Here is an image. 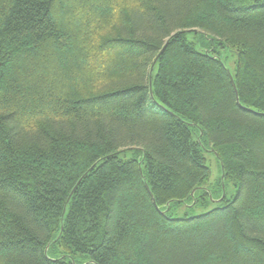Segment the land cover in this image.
Returning a JSON list of instances; mask_svg holds the SVG:
<instances>
[{"label":"trees","instance_id":"trees-1","mask_svg":"<svg viewBox=\"0 0 264 264\" xmlns=\"http://www.w3.org/2000/svg\"><path fill=\"white\" fill-rule=\"evenodd\" d=\"M0 264H264V0H0Z\"/></svg>","mask_w":264,"mask_h":264},{"label":"rangeland","instance_id":"rangeland-1","mask_svg":"<svg viewBox=\"0 0 264 264\" xmlns=\"http://www.w3.org/2000/svg\"><path fill=\"white\" fill-rule=\"evenodd\" d=\"M187 37H188V40L194 42V45L197 49H200V44H199L200 35L199 34L193 35L189 33ZM205 39L209 41L208 38H205ZM215 49L221 51V54L225 57L227 68L230 71H233L235 67V58H236L235 54L228 50H223L219 46H215ZM205 157L207 159V164L210 167V176L208 179V184L211 185L212 187H215V184L222 177L221 168L214 154L205 152ZM234 193H235V188H234L233 182L231 180H226L225 181L226 197L231 198L234 195Z\"/></svg>","mask_w":264,"mask_h":264},{"label":"water","instance_id":"water-1","mask_svg":"<svg viewBox=\"0 0 264 264\" xmlns=\"http://www.w3.org/2000/svg\"><path fill=\"white\" fill-rule=\"evenodd\" d=\"M228 75H229V80H230V82H231V85H232V87H233V89H234V91H235V93H236L235 83H234L233 77H232V75H231V73H230L229 71H228ZM146 189H147V191L149 192V194H150L152 200H154V199H153V196H152L151 192L149 191V188H148L147 185H146ZM61 229H62V228H61Z\"/></svg>","mask_w":264,"mask_h":264}]
</instances>
